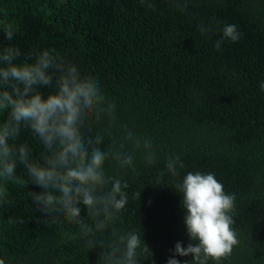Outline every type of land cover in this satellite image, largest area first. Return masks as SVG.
Masks as SVG:
<instances>
[{
  "label": "trees",
  "instance_id": "1",
  "mask_svg": "<svg viewBox=\"0 0 264 264\" xmlns=\"http://www.w3.org/2000/svg\"><path fill=\"white\" fill-rule=\"evenodd\" d=\"M178 2L186 3L184 11L172 0H0V50L19 47L17 63L30 62V53L54 50L82 76L93 77L116 104L111 135L107 120L92 125L91 135L104 136L103 149L123 139L124 126L151 138L154 166L145 162L143 150L133 153L135 172L111 159L105 163L107 175L129 184L116 226L139 232L153 253L139 264H167L178 241L185 248L196 243L189 239L175 186L188 172L214 173L225 193L235 194L239 244L219 264H264V0ZM226 24L242 34L238 42L222 38ZM6 25L15 31L12 41L5 39ZM200 25L211 30L202 34ZM41 90L45 96L52 91ZM7 117L0 112V122ZM14 143L27 144L31 158L43 162L45 149L30 130L22 128ZM125 148L132 151L131 144ZM172 154L185 165L177 178L165 167ZM0 184L12 201L0 206V258L6 264H102L103 249L89 251L78 225L62 216L53 223L36 210L28 193L43 189L30 182L23 165L13 180ZM80 207L81 218L91 223ZM175 258L187 264L192 256Z\"/></svg>",
  "mask_w": 264,
  "mask_h": 264
},
{
  "label": "clouds",
  "instance_id": "2",
  "mask_svg": "<svg viewBox=\"0 0 264 264\" xmlns=\"http://www.w3.org/2000/svg\"><path fill=\"white\" fill-rule=\"evenodd\" d=\"M172 2L180 11L187 6L178 0ZM198 28L202 34L211 30L203 25ZM4 33L7 41L13 40L15 31L11 26L6 25ZM241 35L235 25L222 28V38L231 42H238ZM223 39L216 41L217 51L221 50ZM22 55L21 49L12 44L0 50V112L8 113L7 119L0 122V179L13 180L18 164L23 165L30 182L43 189L41 193H28L36 210L46 213L53 223H60L62 216L68 223L78 225L89 251L103 249L99 256L102 264H139L152 257L143 235L116 226L128 203L129 184L105 171V163L111 159L120 169L135 172L136 150H143L145 162L154 166L158 157L151 138L140 137L124 126L123 139H113L108 149H103L100 145L104 136L99 132L91 135L92 125L107 120L105 131L111 135L116 121L115 101L104 95L93 77L82 76L74 63L54 50L30 53L25 58L30 62L17 63ZM44 87L52 89L46 96L41 90ZM260 89L264 91V82ZM22 128L30 130L43 145L42 163L31 158L32 150L27 144L14 143ZM125 144H131L132 151ZM165 167L177 178L185 165L172 154L166 157ZM164 174L160 171L159 176ZM175 186L183 197L189 239L196 243L185 248L178 241L167 264H181L176 255H191L187 264H208L210 260L219 264L239 244L232 216L235 194L225 193L214 173L188 172ZM134 197L139 199L140 192ZM11 203L6 184H0V206ZM80 205L87 209L91 223L81 218ZM8 222L16 221L9 218ZM106 232L108 236L100 238ZM0 264H6V260L0 258Z\"/></svg>",
  "mask_w": 264,
  "mask_h": 264
},
{
  "label": "rangeland",
  "instance_id": "3",
  "mask_svg": "<svg viewBox=\"0 0 264 264\" xmlns=\"http://www.w3.org/2000/svg\"><path fill=\"white\" fill-rule=\"evenodd\" d=\"M57 3H61L63 2L64 0H55Z\"/></svg>",
  "mask_w": 264,
  "mask_h": 264
}]
</instances>
